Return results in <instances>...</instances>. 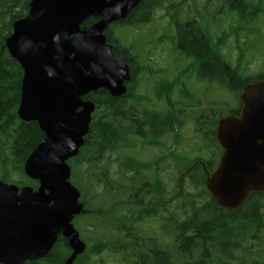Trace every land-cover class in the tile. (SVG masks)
<instances>
[{"label":"trees","instance_id":"16d2710c","mask_svg":"<svg viewBox=\"0 0 264 264\" xmlns=\"http://www.w3.org/2000/svg\"><path fill=\"white\" fill-rule=\"evenodd\" d=\"M31 1L0 0V181L36 190L38 182L24 174L23 166L44 134L36 122L18 118L23 71L5 46L13 24L27 15ZM167 1L139 0L125 20L111 26L140 28ZM221 5L237 18L232 28L237 40L241 31L254 33L253 26L264 14V0H221ZM96 21L89 18L82 27ZM104 34L113 55L122 56L129 65L130 79L119 97L104 89L83 97L94 104V111L83 146L67 163L70 182L83 205L72 223L86 250L73 264H92V258L102 253L119 257L124 264H264V194L251 192L238 209L228 211L208 193L205 181L223 152L215 129L225 115L218 107L197 109L199 101L192 104L193 95L186 89L191 77L197 83L217 82L236 95L238 105L227 115L237 116L242 89L264 80V75L244 77L239 73L240 62L235 67L230 64L222 53L226 33L214 41L208 27L196 20L176 23L174 49L191 62L174 80L156 82L153 92L164 106L149 108L138 88L140 74L145 72L138 56L117 44L110 27ZM176 86L182 101L171 99ZM187 101L189 105H182ZM180 108L195 109L197 149L203 156L192 159L172 148L170 156L160 153L141 159L140 151L160 146L166 136L177 144L184 123ZM168 157L177 163L180 175L172 179L171 189L161 176L168 169ZM151 224L160 231H153ZM70 254L60 236L46 257L24 264H65Z\"/></svg>","mask_w":264,"mask_h":264},{"label":"water","instance_id":"95a60500","mask_svg":"<svg viewBox=\"0 0 264 264\" xmlns=\"http://www.w3.org/2000/svg\"><path fill=\"white\" fill-rule=\"evenodd\" d=\"M139 0H32L27 15L13 24L6 40L20 65L18 118L36 122L44 139L26 159L23 171L38 188L0 181V264H24L46 257L61 236L71 250L65 264L84 253L73 219L83 211L71 184L68 160L88 134L94 104L83 97L107 90L126 92L130 67L114 56L106 29L126 16ZM89 18L97 21L82 27ZM238 115L217 123L223 150L205 187L218 205L238 209L251 192L264 194V80L247 84Z\"/></svg>","mask_w":264,"mask_h":264},{"label":"rangeland","instance_id":"374dc122","mask_svg":"<svg viewBox=\"0 0 264 264\" xmlns=\"http://www.w3.org/2000/svg\"><path fill=\"white\" fill-rule=\"evenodd\" d=\"M221 0H168L159 9L153 12L150 20L140 28L128 26H109L112 31V38L117 40L121 48H131L130 54L138 56V64L145 68L140 74L138 88L140 93L146 97L145 105L149 108L162 110L164 103L156 99L154 87L156 82L172 81L180 70L185 69L191 61L181 57L174 49L172 37L176 23H184L189 20H196L201 26L208 27L212 39L215 41L223 32L227 39L222 47V53L230 64L235 67L240 62L241 75L257 77L264 75V14L257 20L253 28L254 33L241 31L239 39H236L232 28L237 23V18L230 15L226 9H222ZM240 55V56H239ZM241 60V61H240ZM244 71V72H243ZM188 75V69L185 71ZM186 80V79H185ZM195 78L186 80L187 92L193 95L190 102L196 104L197 108L203 110L206 107H218L222 115L229 114L231 109L238 105L236 95L226 88L219 86L217 82L197 83ZM174 101H182L179 86L171 94ZM182 105H189V101ZM197 107V106H196ZM195 107V109H196ZM181 112L184 121L180 130V139L174 144L172 136L162 139L158 147L145 148L140 151V158L149 160L164 153L170 156L169 151L173 148L177 154L186 155L195 159L203 156L198 151L200 136L195 131V109L193 112L185 108ZM168 169L161 176L169 189L172 188V179L178 174L177 163L168 157ZM149 227V226H147ZM152 230L160 231L157 224H151ZM86 236V233L83 234ZM92 264H124L119 257H113L108 253L92 258Z\"/></svg>","mask_w":264,"mask_h":264},{"label":"flooded vegetation","instance_id":"af4514ba","mask_svg":"<svg viewBox=\"0 0 264 264\" xmlns=\"http://www.w3.org/2000/svg\"><path fill=\"white\" fill-rule=\"evenodd\" d=\"M125 20V19H124ZM123 21V20H122ZM121 22V21H120ZM176 25V24H175ZM174 33H175V27H174Z\"/></svg>","mask_w":264,"mask_h":264}]
</instances>
